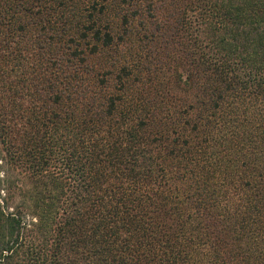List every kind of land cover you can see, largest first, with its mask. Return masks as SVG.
Instances as JSON below:
<instances>
[{
    "label": "trees",
    "instance_id": "trees-1",
    "mask_svg": "<svg viewBox=\"0 0 264 264\" xmlns=\"http://www.w3.org/2000/svg\"><path fill=\"white\" fill-rule=\"evenodd\" d=\"M0 264H264V0H0Z\"/></svg>",
    "mask_w": 264,
    "mask_h": 264
}]
</instances>
